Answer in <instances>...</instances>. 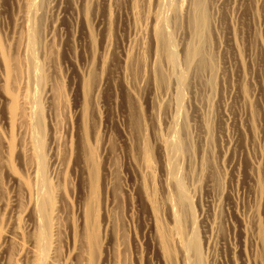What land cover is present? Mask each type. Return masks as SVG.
I'll use <instances>...</instances> for the list:
<instances>
[{
    "label": "rangeland",
    "instance_id": "obj_1",
    "mask_svg": "<svg viewBox=\"0 0 264 264\" xmlns=\"http://www.w3.org/2000/svg\"><path fill=\"white\" fill-rule=\"evenodd\" d=\"M165 1L0 0V264H264V0H205L199 72L192 0Z\"/></svg>",
    "mask_w": 264,
    "mask_h": 264
},
{
    "label": "bare ground",
    "instance_id": "obj_2",
    "mask_svg": "<svg viewBox=\"0 0 264 264\" xmlns=\"http://www.w3.org/2000/svg\"><path fill=\"white\" fill-rule=\"evenodd\" d=\"M159 1V0H158ZM165 0H163V2H164ZM170 1V0H169ZM183 1V0H182ZM188 1V0H187ZM190 1V0H189ZM218 1V0H217ZM36 2V1H35ZM166 2V1H165ZM174 2V1H173ZM214 2V1H213ZM178 3V2H177ZM192 4V7L190 6V8H191V13H190V16H191V19H189L191 22H192V24H191V26H193V28L194 29H192L193 31V35H194V38L196 39L195 41L193 40L192 41V43L189 45V44H187L188 45V47H187V50L186 51H184L185 52V59H186V61H185V65H186V69H187V67L188 68H191L193 65H195L196 64V62H198L199 63V65H196V69H198V66H199V68H200V70H202L203 69V67L205 68V66H207L206 65V62H207V60H209L208 59V56L207 55H205V53L203 52L204 51V43H203V41L205 40V39H203L204 38V30H205V28L206 29H209V27L207 28L206 26L208 25V18H209V20H210V17H209V15H208V9H207V4L208 3H206V1L205 0H192V2H191ZM218 3V2H217ZM32 3H30V5H31ZM36 4V3H35ZM157 4V3H156ZM165 4V3H164ZM173 4V7L175 6V4L174 3H172ZM171 4V5H172ZM28 5H29V3H28ZM29 5V6H30ZM34 5V4H33ZM176 6H177V4H176ZM32 7H34V6H32ZM161 7V6H160ZM168 7V6H167ZM209 7V6H208ZM219 7V6H218ZM31 8V7H30ZM158 8V7H157ZM156 8V9H157ZM166 8V7H165ZM37 9V8H36ZM173 9H175V7L173 8ZM177 9L178 8H176V11H177ZM31 10H33V9H31ZM163 10H164V7H163ZM165 11H166V9H165ZM175 11V10H174ZM175 11V12H176ZM184 11V10H183ZM186 11V10H185ZM34 12V11H33ZM35 12H37V11H35ZM158 12V11H157ZM178 12V11H177ZM187 12V11H186ZM28 13H31V12H28ZM166 13V12H165ZM154 14H156L157 15V13L155 12ZM171 14H173V13H171ZM37 15V14H36ZM161 15V14H160ZM176 16L175 17H177L178 16V13L177 14H175ZM31 16V15H30ZM33 16V15H32ZM28 17H29V15H28ZM157 17H158V15H157ZM156 16L154 17L155 19H153V28H152V36H153V38H154V40L157 42V48L159 49V50H157V51H160V53H165L167 56L165 57L164 55V57L165 58H168L167 60L171 63V65L172 66H174L175 64L176 65H178V64H180V63H178V62H176L177 60V57H176V55L177 54H179V53H175V51H174V49H176L175 47L174 48H172V43H170L171 41V39L173 38V36L171 35V32H169V30L167 31L166 30V28H167V25H168V21H170V20H168L167 18L166 19H160L161 18V16H159L160 18H157ZM187 17V16H186ZM25 18H27V17H25ZM30 18V17H29ZM184 18V17H183ZM33 19H36V18H34L33 17ZM177 19V18H176ZM179 19H180V17H179ZM168 20V21H167ZM175 20V19H174ZM31 21V20H30ZM190 22V23H191ZM169 26V25H168ZM26 27V26H25ZM28 27H30V26H28ZM172 28V27H171ZM30 29V28H29ZM28 29V30H29ZM168 29V28H167ZM30 31V30H29ZM175 32V31H174ZM206 32V31H205ZM29 33H31V35H32V26H31V32H29ZM206 33H208V32H206ZM182 34V33H181ZM30 35V36H31ZM179 35V34H178ZM189 35V34H188ZM169 36H171L172 38H170L169 39ZM186 36V35H185ZM181 37V36H180ZM182 38V37H181ZM185 38V37H184ZM208 39V38H207ZM29 40V39H28ZM31 40V39H30ZM173 41V40H172ZM206 41V40H205ZM207 42V41H206ZM27 43H28V46L31 48V45H29V44H31V41H27ZM174 43V42H173ZM172 44V45H171ZM207 44V43H206ZM178 45V44H177ZM154 46V45H153ZM183 48V47H182ZM178 49V48H177ZM31 50H32V48H31ZM30 49H29V51H31ZM161 50H162V52H161ZM34 51V50H33ZM33 51L31 52V57H30V59H32V56H33ZM157 53H159V52H157ZM159 53V54H160ZM176 54V55H175ZM208 54V53H207ZM158 55V54H157ZM180 55V54H179ZM158 56H160L161 57V54L160 55H158ZM206 56H207V58H206ZM36 57V56H35ZM156 58V57H155ZM158 58V57H157ZM163 58V57H162ZM155 60V59H154ZM161 60V59H160ZM165 60V59H164ZM179 60V59H178ZM184 60V59H183ZM198 60V61H197ZM33 61H36L35 59L34 60H30L29 62H33ZM159 61V60H158ZM156 63H158L157 61H156ZM159 63H160V61H159ZM158 63V64H159ZM168 63V62H167ZM170 63H168V64H170ZM178 63V64H177ZM209 63V62H208ZM31 64V63H30ZM33 64H34V62H33ZM157 64V65H158ZM32 65V64H31ZM35 65V64H34ZM34 65H32V66H34ZM170 65V66H171ZM183 65V64H182ZM35 67V66H34ZM34 67H32L31 69H33L32 71L33 72H35V70H38V68L37 69H35ZM181 67V66H180ZM183 67V66H182ZM195 67V66H194ZM193 67V68H194ZM158 68H159V66H158ZM177 69H178V67H176ZM175 68V69H176ZM192 68V69H193ZM155 69V68H154ZM174 70V69H173ZM180 70V69H179ZM183 70H185V69H183ZM187 70H189V69H187ZM159 71V70H158ZM170 71V70H169ZM198 72H199V69L197 70ZM203 71V70H202ZM202 71H200V72H202ZM32 72V73H33ZM37 72V71H36ZM175 73L177 72L176 70L174 71ZM179 72V71H178ZM182 73V72H181ZM37 74V73H36ZM178 74V73H177ZM198 74V73H197ZM163 75V74H162ZM173 75H174V73H173ZM183 75V74H182ZM34 76V75H33ZM153 76V75H152ZM176 76V75H175ZM174 76V77H175ZM178 76V75H177ZM175 77V78H177V80H178V77ZM194 76V75H193ZM192 77V76H191ZM194 78V77H193ZM163 79V78H162ZM172 79V78H171ZM184 79H185V77H184ZM35 80V79H34ZM161 80V79H160ZM175 80V79H174ZM164 81V80H163ZM176 81V80H175ZM180 81L181 80H179V81H177L178 83H179V85H180ZM157 82V81H156ZM166 82V81H165ZM184 82V81H183ZM182 82V83H183ZM198 82V81H197ZM185 83V82H184ZM152 85H155V84H152ZM164 85V84H163ZM168 85V84H167ZM166 85V86H167ZM192 85V84H191ZM165 86V87H166ZM198 86V85H197ZM181 87V86H180ZM159 88V87H158ZM171 88V87H170ZM194 88V87H193ZM156 89V88H155ZM164 89V88H163ZM167 89H168V87H167ZM152 91V90H151ZM172 91V90H171ZM174 93V92H173ZM172 93V94H173ZM176 93V92H175ZM176 95H178V94H176ZM30 96V95H29ZM35 97V96H34ZM30 98V97H29ZM185 98V97H184ZM36 98H32V102L34 101L36 104H37V102H36ZM39 100V99H38ZM173 101V100H172ZM178 101V100H177ZM29 103V102H28ZM30 104V103H29ZM39 105V104H38ZM178 105V104H177ZM28 110H29V114H31V116L32 115H36V113H35V111H33V109H32V107H30V105H28ZM180 110V109H179ZM26 111V110H25ZM37 111V110H36ZM180 112H181V110H180ZM39 113V112H38ZM37 113V114H38ZM41 113V112H40ZM40 113L38 114V115H36V117L37 116H39L40 115ZM33 116V117H34ZM180 116V115H179ZM40 117V116H39ZM39 117H38V119H39ZM173 117V116H172ZM183 118V117H182ZM35 119H37V118H35ZM175 119H176V117H175ZM28 122V121H27ZM29 124V123H28ZM182 124V123H181ZM30 125V124H29ZM32 125V124H31ZM34 125V124H33ZM183 125V124H182ZM169 130H171V129H169ZM174 132H176V131H174ZM177 132H178V130H177ZM172 133V132H171ZM176 134H178V133H176ZM158 135V134H157ZM190 135V134H189ZM172 136L173 137H176V135H175V133H172ZM187 137H189V136H187ZM170 138H171V136H170ZM181 138V137H180ZM180 138H178V139H174L173 140V138L170 140H167V138H166V141H164L165 139H163V141L162 142H160V144L162 145V149L164 148V151H165V153H166V155H171V158H169L168 157V166L170 167L171 166V168L172 169H174V168H176V164H177V157H178V155L177 154H179L180 155V153H184L183 151H184V148H186V146L184 145V143H183V141L180 139ZM29 139V138H28ZM37 139H38V137H37ZM180 139V140H179ZM36 140V139H35ZM190 140V139H189ZM31 141V140H30ZM38 141V140H37ZM187 141V140H186ZM185 142V141H184ZM186 143V142H185ZM185 146V147H184ZM35 149V148H34ZM33 149V150H34ZM189 150V149H188ZM35 151H37V152H39L37 149L35 150ZM41 152V151H40ZM40 152L39 153H31L33 156H36L37 158H38V160H39V163H40V165H38V166H40L39 168V173H41V178H42V173H43V167H42V160H41V156H42V154L40 155ZM192 152V151H191ZM164 153V152H163ZM175 154V155H174ZM175 156H176V158H175ZM181 156V155H180ZM186 156V155H185ZM191 156V155H190ZM32 157V156H31ZM35 158V157H34ZM36 158V159H37ZM175 159V160H174ZM177 159V160H176ZM174 161H176V164H175V162ZM37 163H38V161H37ZM169 163H170V165H169ZM37 166V167H38ZM167 169V168H166ZM175 170V169H174ZM37 171V170H36ZM35 170H34V172H36ZM168 171V170H167ZM180 171V170H179ZM36 175H37V172H36ZM40 176V175H39ZM180 176H181V174H180ZM167 177H169V175L167 176ZM40 178V177H39ZM180 178V177H179ZM36 179V178H35ZM43 179V178H42ZM178 179V178H177ZM176 179V177L174 176V182H175V184L177 185V188H176V190L177 191H175L176 193H175V195H177V199H176V201L175 202H177V205H178V208H179V211L177 212V210H176V212L177 213H175L174 212V209H173V212L175 213V214H173L176 218L178 217L179 218V216H181V213H183L184 212V210H183V212H181L182 211V209H184V207L185 206H187V208H188V205H187V203H188V196H187V192H186V189H185V185L182 183V179H180L181 181H179V180H177ZM39 180V179H38ZM168 181V180H167ZM43 184H44V182H45V180L43 179ZM171 182H173V180L171 181ZM42 184V183H41ZM43 184H42V186H43ZM46 185V184H45ZM170 185V184H169ZM172 185H173V183H172ZM171 188H173V187H171ZM46 189V188H45ZM171 192V191H170ZM173 192V191H172ZM47 193V192H46ZM174 193V192H173ZM43 195V194H42ZM46 195V194H45ZM49 196V195H48ZM48 196L46 195L45 197H43V198H41V200L39 201V202H37L38 203V205H37V209L36 210H38L37 212L39 213V218H41V210L39 211V205H45V206H50L51 205V199L50 198H48ZM41 197V196H40ZM171 204H173V203H171ZM175 204V203H174ZM176 205V204H175ZM175 205H173V206H175ZM177 205H176V207H177ZM172 206V207H173ZM36 208V207H35ZM177 208V209H178ZM189 212V211H188ZM186 214V213H185ZM181 218H182V216H181ZM181 218L180 219H177V220H179L178 222H180V220H181ZM181 231V230H180ZM179 231V232H180ZM178 232V231H177ZM183 232V231H182ZM177 235V234H176ZM183 235V234H182ZM179 239V238H178ZM169 239H167V241H168ZM184 240H186V239H184ZM189 240H191V239H189ZM177 241V240H176ZM187 241V240H186ZM171 242V241H170ZM179 242V241H178ZM192 242V243H191ZM168 243V242H167ZM188 243V245L187 244H185L184 246H187L188 248H189V250H194L195 251V257L197 258L198 257V253H197V247H196V243H194V241H190V243L189 242H187ZM37 244L40 246V247H42V248H44V250L46 249V248H48V245H47V240L42 236H40L39 238H38V242H37ZM177 245V244H176ZM182 245V244H181ZM179 247V246H178ZM186 247V248H187ZM181 249V248H180ZM43 251V250H42ZM42 251H41V253H42ZM46 251V250H45ZM44 251V252H45ZM40 252V251H39ZM37 253V255H38V252H36ZM36 253H34L35 255H36ZM40 253V254H41ZM39 254V256H41ZM46 254V253H45ZM187 254H188V252H187ZM42 255H44V253L42 254ZM38 256V258L40 259L41 257L43 258V256H41V257H39ZM41 258V259H42ZM45 258V257H44ZM47 258V257H46ZM181 258V257H180ZM188 258V257H187ZM37 260V259H36ZM179 260V259H178ZM49 262V261H48ZM54 262V261H53ZM51 264V263H50Z\"/></svg>",
    "mask_w": 264,
    "mask_h": 264
}]
</instances>
